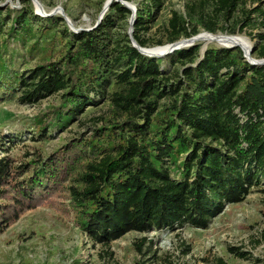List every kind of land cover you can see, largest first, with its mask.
Wrapping results in <instances>:
<instances>
[{
	"label": "trees",
	"instance_id": "obj_1",
	"mask_svg": "<svg viewBox=\"0 0 264 264\" xmlns=\"http://www.w3.org/2000/svg\"><path fill=\"white\" fill-rule=\"evenodd\" d=\"M151 2L136 12L132 37L140 48L147 41L139 33L159 7L158 0ZM209 2L211 14L199 16L203 30L245 33L253 44L251 57L264 59V0ZM130 14L113 3L97 28L78 34L64 29L56 57L9 78L1 42L0 85L19 91L22 104L62 92L58 106L35 118L40 139L105 95L112 119L47 160L39 157L17 167L8 158L0 160V233L42 204L72 215L97 244L175 224L206 229L226 205L264 186V66L248 63L239 47L207 49L201 56L192 46L173 53L171 64L181 67L180 74L164 77L160 60L140 54L128 36L113 34L114 18L126 20ZM10 15L9 10V36L33 39L32 11ZM186 25L173 14L171 42L197 35L195 26ZM27 47L29 54L52 51ZM165 98L170 106L158 110Z\"/></svg>",
	"mask_w": 264,
	"mask_h": 264
},
{
	"label": "rangeland",
	"instance_id": "obj_2",
	"mask_svg": "<svg viewBox=\"0 0 264 264\" xmlns=\"http://www.w3.org/2000/svg\"><path fill=\"white\" fill-rule=\"evenodd\" d=\"M151 1L37 0L40 6L36 8L31 0H0V18H5L0 45L4 42L5 47L1 50L10 74L7 77L12 72L28 73L36 65L47 62L49 57H56L62 46L60 34L64 29L73 34L94 30L108 14L113 3L122 4L131 13L126 20L114 18L113 34L121 39L128 34L133 36L131 28L132 23H135L137 10L150 5ZM158 1V11L153 20L145 25L146 30L139 33L147 41L145 49L170 47L171 44L187 40L180 36L175 42H171L173 32L170 22L174 13L189 28L195 26L197 35L208 33L200 25L199 16L202 13L205 16L211 14L209 0ZM203 1L206 3L204 9H201L199 5ZM246 6L253 7L250 2ZM9 10L10 16H14L16 12L32 11L33 15L28 19L33 26V39H28V36H9L11 21L6 17ZM60 18L63 22L58 21ZM44 20L49 22H42ZM44 29H50L49 34L46 35ZM219 33L242 37L248 49L253 45L245 33L229 35L217 31L208 34ZM32 45H37L40 49L51 47L52 51L29 54L27 46ZM192 46L199 47L201 56L207 49L223 48L215 44L190 42L185 45L183 43L181 48L173 52L152 57L142 55L160 60L159 67L165 74L164 77L175 79L180 74L181 67L171 64L173 53ZM2 86L0 140L5 145L0 146V160L8 158L14 167L39 157L47 160L70 141L82 135L90 136L93 129L105 126L106 121L112 119L108 95H105L97 106H86L70 124L51 131L48 129L46 137L40 139L33 129L35 118L47 115L58 106L62 92L34 104H22L19 91L10 92ZM106 89L111 93L113 86ZM170 102L171 99L167 98L160 100L158 110L168 108ZM0 264H264V186L252 188L242 202L226 205L221 213L209 221L206 229L195 228L187 223L175 224L171 228L164 227L148 233L130 232L108 244L94 243L75 225L72 215L66 216L61 211L42 204L24 211L0 233Z\"/></svg>",
	"mask_w": 264,
	"mask_h": 264
},
{
	"label": "bare ground",
	"instance_id": "obj_3",
	"mask_svg": "<svg viewBox=\"0 0 264 264\" xmlns=\"http://www.w3.org/2000/svg\"><path fill=\"white\" fill-rule=\"evenodd\" d=\"M190 42H194V43L199 42V43H203V44H215L218 47H225L227 45L236 44V45L243 47L245 52L247 51V48H248L246 41L242 37H239L237 35L236 36H228V35L220 34V33L218 35L202 33V34L197 35L195 38H193L192 41H183L180 44L174 43L175 45L171 44L170 47H165V48H159L158 47L159 49H153V50L143 48L144 49L143 55L147 54L150 57L158 56L157 54L161 55V54L167 52V50H169V49H173L174 47H181L183 43L185 45L186 43H190Z\"/></svg>",
	"mask_w": 264,
	"mask_h": 264
},
{
	"label": "water",
	"instance_id": "obj_4",
	"mask_svg": "<svg viewBox=\"0 0 264 264\" xmlns=\"http://www.w3.org/2000/svg\"><path fill=\"white\" fill-rule=\"evenodd\" d=\"M31 1L34 3V5H35L36 8H37V6H38V7L40 6L39 3L37 2V0H31ZM134 24H135V23H132V28H131L132 31H133ZM130 31H131V30H130ZM130 33H131V32H130ZM128 36H129V39H130V41H131V43H132V46H133L134 48H136L140 54H143V50H144V49H143V48H140L139 46H137V44H136L135 41L133 40L132 35H129V34H128ZM193 38H194V37L189 38V39H187L186 41H192ZM234 47H239V48L241 49V51L243 52V55H244V57H245V59L247 60L248 63H250V64H252V65L264 66V59H259V60H257V59H254V58H252V57L250 56V55L252 54V52H253V48H252V47H251L250 49L247 48V51H246V52H245V50L243 49V47H241V46H239V45H236V44L227 45V46H225V47H223V48H234ZM179 48H181V47H174L173 49L167 51L166 53L173 52L174 50L179 49Z\"/></svg>",
	"mask_w": 264,
	"mask_h": 264
}]
</instances>
